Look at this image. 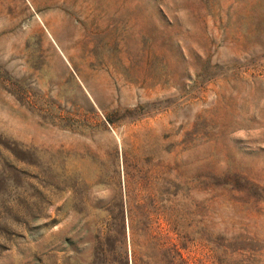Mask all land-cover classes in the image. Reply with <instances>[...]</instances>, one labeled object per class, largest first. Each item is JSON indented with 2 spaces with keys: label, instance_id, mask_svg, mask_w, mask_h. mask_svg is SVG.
I'll list each match as a JSON object with an SVG mask.
<instances>
[{
  "label": "rangeland",
  "instance_id": "1",
  "mask_svg": "<svg viewBox=\"0 0 264 264\" xmlns=\"http://www.w3.org/2000/svg\"><path fill=\"white\" fill-rule=\"evenodd\" d=\"M264 264V0H0V264Z\"/></svg>",
  "mask_w": 264,
  "mask_h": 264
},
{
  "label": "trees",
  "instance_id": "2",
  "mask_svg": "<svg viewBox=\"0 0 264 264\" xmlns=\"http://www.w3.org/2000/svg\"><path fill=\"white\" fill-rule=\"evenodd\" d=\"M168 252H172V254L174 253V256L178 257L180 259V262H182V264H187L186 260L182 257V254L176 248L175 244H172V246L169 247ZM134 264H136V262H134Z\"/></svg>",
  "mask_w": 264,
  "mask_h": 264
}]
</instances>
